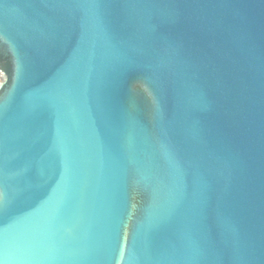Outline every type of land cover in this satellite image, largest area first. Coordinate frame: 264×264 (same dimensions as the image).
Wrapping results in <instances>:
<instances>
[{"label": "water", "instance_id": "obj_1", "mask_svg": "<svg viewBox=\"0 0 264 264\" xmlns=\"http://www.w3.org/2000/svg\"><path fill=\"white\" fill-rule=\"evenodd\" d=\"M0 264H264V0H0Z\"/></svg>", "mask_w": 264, "mask_h": 264}]
</instances>
